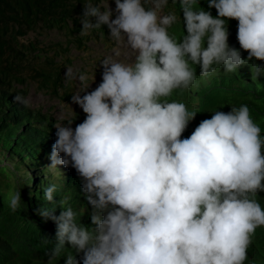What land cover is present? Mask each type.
<instances>
[{
    "label": "clouds",
    "instance_id": "clouds-1",
    "mask_svg": "<svg viewBox=\"0 0 264 264\" xmlns=\"http://www.w3.org/2000/svg\"><path fill=\"white\" fill-rule=\"evenodd\" d=\"M114 3L84 5L80 34L106 25L105 34L123 41L134 59L106 56L91 91L85 73L67 68L66 79L82 86L70 100L83 122L55 123L48 157V168L76 170L94 227L66 199L57 205L50 184L44 199L52 207L36 210L55 224L57 243L47 255L65 264H245L259 263L255 249L264 262V246L256 243L264 235V204L256 198L264 192V136L249 107L223 94L241 98L251 79L247 63L256 78L264 75V0ZM221 66L241 81L216 78L218 87L196 90L200 99L222 95L189 134L200 99L190 97L188 106L180 93ZM177 90L179 101L169 99ZM14 102L28 104L19 94ZM21 201L20 190L12 193L10 210Z\"/></svg>",
    "mask_w": 264,
    "mask_h": 264
},
{
    "label": "trees",
    "instance_id": "trees-1",
    "mask_svg": "<svg viewBox=\"0 0 264 264\" xmlns=\"http://www.w3.org/2000/svg\"><path fill=\"white\" fill-rule=\"evenodd\" d=\"M207 1L200 0V7ZM100 2L101 0H0V146L5 153V158H0V264H65L64 257L51 256V252L47 255L48 250H52L57 243L55 224L50 220L45 221L36 213L41 207H52V203L44 199V189L50 184L57 187V192L54 193L57 205L62 198L66 199L78 210L81 222L94 227L88 215L91 206L84 197L81 179L76 170L61 166L54 173L48 168V157L56 138V121L53 115L31 108L29 103H16L14 97L19 94L27 100L30 81L34 80L40 89L56 96L62 90L61 97L71 99L73 88L66 83L65 64L57 60L60 51L64 53L68 48L59 43L55 49L56 54L51 55L44 47L25 41L24 38L31 31L58 29L72 35L70 44L81 45L86 39L105 34L106 25L92 29L87 34H80L84 5L91 3L100 6ZM179 27L183 29L182 25ZM65 63H70L68 58ZM223 78L225 79L220 77ZM232 80L236 84L241 81L240 78ZM227 81L228 79L219 81L217 84ZM245 81L247 82L240 87L241 98L224 92L225 101L246 104L264 136V75ZM215 82L206 88L191 87L183 90L180 101L186 104L190 97L199 100V92L196 90H213L219 86ZM221 95L216 92L206 94V98L199 100L200 107L191 109L197 114L192 120L189 134L201 122L204 110L218 106L215 101ZM169 99L179 101L178 90ZM193 102H188V106ZM13 156L19 158L16 163H11ZM44 157L47 161H42L41 164V158ZM38 166L44 167L42 172H45V177H33L31 170L36 171ZM40 172L37 171V174ZM18 190L21 192V207L12 212L8 206L9 198ZM256 198L264 204V192H260ZM60 211L57 206L56 214ZM45 238L49 243H45ZM263 238L264 235L259 233L256 243L264 246ZM254 251L257 252L255 249ZM257 259L259 263L248 258L245 264H264L260 255Z\"/></svg>",
    "mask_w": 264,
    "mask_h": 264
},
{
    "label": "rangeland",
    "instance_id": "rangeland-1",
    "mask_svg": "<svg viewBox=\"0 0 264 264\" xmlns=\"http://www.w3.org/2000/svg\"><path fill=\"white\" fill-rule=\"evenodd\" d=\"M108 6L114 9V0H101V8H107ZM71 37L72 35L65 30L52 29L31 31L25 36L24 40L35 42L36 45L44 47L51 55L56 54L57 50L55 49L59 43L64 47L68 46L69 50L64 53L60 51L57 60H60L65 64L64 75L69 67H71L74 72L85 73L88 77L87 83L91 84L88 91L94 90L101 82V73L103 69L100 65V61L106 56L111 55L115 59L125 62L134 59V54L130 52L123 41L117 42L110 38L109 30L108 34H101L96 38L86 39L81 46L70 44ZM117 52H119V56L116 55ZM66 58L72 59V63L66 64ZM66 83L73 88V94L82 88L81 84L76 80L66 79ZM206 83H208V80L201 84L205 85ZM62 92L63 91L61 90L59 96L53 95L49 93V91L40 89L38 84L34 80H31L27 100L31 108L52 114L56 124H67L68 122L73 121L72 127L74 128L76 124L83 122V120H76L74 118L77 117V113L82 109H80L78 105L73 104L72 100H66V98L61 97ZM81 95H83V93H81ZM2 148L3 147L0 146V158L4 159L5 153H3ZM45 157L42 159L43 162L47 161V158ZM12 159L11 163H16L19 158L13 156ZM61 166L58 167L61 168ZM43 168L44 167L42 166H38L36 169V171H41L39 177L46 176L45 172H42ZM36 171L31 170L34 175H36ZM52 171L54 173L57 172L56 169H52Z\"/></svg>",
    "mask_w": 264,
    "mask_h": 264
},
{
    "label": "bare ground",
    "instance_id": "bare-ground-1",
    "mask_svg": "<svg viewBox=\"0 0 264 264\" xmlns=\"http://www.w3.org/2000/svg\"><path fill=\"white\" fill-rule=\"evenodd\" d=\"M242 57H243V55H242ZM245 58V57H244ZM247 58V57H246ZM264 61H262V63H263ZM253 69L254 67L252 66V65H250V69ZM245 69H246V74L251 78L250 79V81L251 80H253V79H255L256 77H255V75H254V73L252 74L251 73V71H250V69H249V64L247 63V64H245ZM249 69V70H248ZM200 71V70H199ZM236 72V71H235ZM235 72H234V74H235ZM230 73H228V72H225V71H223V67L221 66V68H218L217 69V72L215 73V74H213V75H211V76H208V77H197V82L192 86V89H196V88H203V87H207V86H209L216 78H220L221 76L222 77H225V79H228V80H232V79H235V80H237V78L239 79L240 77L238 76V75H232L231 77H230V75H229ZM230 77V78H229ZM234 77V78H233ZM224 79V78H223ZM241 79V78H240ZM206 80H208V83H206L205 85H202L201 83L202 82H205ZM224 81H226V80H224ZM247 82V81H246ZM245 101V100H244ZM261 233V232H260ZM255 234H257V232L255 233ZM263 237V236H262ZM260 238V237H259ZM262 239V238H261ZM263 240H264V238H263ZM263 240H262V242H263ZM257 252H255L254 251V249H251V256L252 257H256V258H259V255L258 254H256ZM258 255V256H257ZM52 264V263H51Z\"/></svg>",
    "mask_w": 264,
    "mask_h": 264
}]
</instances>
